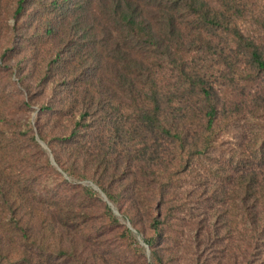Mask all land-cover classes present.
<instances>
[{
    "label": "trees",
    "instance_id": "16d2710c",
    "mask_svg": "<svg viewBox=\"0 0 264 264\" xmlns=\"http://www.w3.org/2000/svg\"><path fill=\"white\" fill-rule=\"evenodd\" d=\"M31 4L52 16L46 21L49 34L57 31L56 24L63 26L61 47L44 80L59 81L66 89L63 106H81L70 137L61 141H72V150L78 144L79 150L86 147L89 132L114 122L113 109L127 110V122L141 134L143 146L128 156L126 168L136 171L140 166L144 175L120 183L130 199L125 214L138 226L134 218L141 216L143 200L137 187L152 182L160 210L151 220L154 235L145 239L153 249V260L147 264H167L169 246H163L162 239L174 206L168 191L174 176L191 169L200 156L212 157L219 123L247 106L253 111L264 108V18H258L253 33V0H19L15 16L18 20L27 16L25 23L31 26L36 17L28 11ZM246 21L249 32L242 26ZM166 68L172 82L163 85L157 74ZM55 70L61 79H55ZM91 75L95 81L90 84L86 77ZM85 82L86 95H80ZM109 82L126 95L125 101L108 96ZM234 91L236 95L229 97ZM112 145L118 147L116 142ZM246 150L239 153L233 173L225 174L226 167L217 165L209 170L215 177L208 185L209 198L222 206L214 230L229 240L237 227L236 238L230 239L237 255L246 260L250 254L252 264H264V142L249 154ZM49 151L60 167L63 159ZM80 152L72 157L87 154ZM110 154L103 152L94 159L104 174L117 164ZM109 177L97 183L118 203L119 193L113 192L118 176ZM0 182V230L10 237L7 242L0 233V264H112L98 251L94 257L84 256V244L69 232L78 224L80 208L90 200L81 190L76 189L71 200L51 195L48 207L42 209L35 198L29 199L2 176ZM83 190L94 192L91 187ZM165 202L172 205L163 213ZM236 263L241 259L237 257Z\"/></svg>",
    "mask_w": 264,
    "mask_h": 264
},
{
    "label": "rangeland",
    "instance_id": "374dc122",
    "mask_svg": "<svg viewBox=\"0 0 264 264\" xmlns=\"http://www.w3.org/2000/svg\"><path fill=\"white\" fill-rule=\"evenodd\" d=\"M94 1L99 3L100 0ZM18 5L19 0H0V176L4 182L26 193L29 199L35 198L42 209L48 207L46 199L51 195H63L71 200L79 189L81 195L89 196L90 200L80 208L77 226L69 230L84 244V256L94 257L92 255L98 251L112 264L151 262L153 249L146 245L145 239L154 235L151 220L159 213L160 196L152 182L137 187L143 200L142 214L134 218L137 226L125 214L130 199L123 190L126 186L120 184L124 178L144 175L140 166L136 171L126 168L128 156L137 154L143 146L141 134L136 131V126L127 122V110L113 109L114 122L107 129L89 132L86 139L85 134H80L81 144L85 139L86 147L79 150L78 144L72 150V141H61L70 137L75 121L81 116L80 104L73 109L71 105L61 103L67 91L59 86V81L44 80L49 62L61 47L63 26L56 24L57 31L49 34L46 21L52 16L47 11H38V4L29 7L28 11L36 17L32 26L27 25V16L21 20L15 16ZM262 17L264 0H253V33L257 32V20ZM242 26L246 32L251 30L247 21ZM157 77L166 85L171 80V73L168 68L160 69ZM86 78L90 84L95 81L93 75ZM55 79H61L56 70ZM86 82L82 84L80 95H86ZM107 86L109 97L126 100V95L115 84L109 82ZM236 93L232 92L229 97ZM48 105H52V109H45ZM218 133L217 149L212 152L214 158L203 155L195 159L192 168L176 174L168 188L169 196L175 200L171 214L166 217V236L162 239V245L169 246V252L165 254L167 264H237V257L241 264H252L250 254L244 260L230 243V239L236 238L237 227L233 228L234 234L229 240L223 238L222 232L214 230L222 206L209 198L208 185L215 180L209 170L217 165L226 167L225 174L233 173L241 150L247 149L249 154L251 149L264 142V108L253 111V107L247 106L219 123ZM115 142L118 147L112 149ZM49 149L54 157L58 154L63 159L62 165L58 163L60 167L52 161ZM77 151L87 154L73 158V152ZM103 152H112L110 158L118 166L111 167L108 174H104V168L94 160ZM111 174L118 176L113 182V192L119 193L120 197L118 203L113 202L97 183L101 177L111 179ZM85 187H91L95 193L84 191ZM168 205L172 204H163V213ZM43 222H38L40 227ZM137 227L142 231L139 232ZM0 231L8 242L10 237Z\"/></svg>",
    "mask_w": 264,
    "mask_h": 264
}]
</instances>
